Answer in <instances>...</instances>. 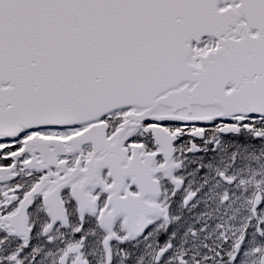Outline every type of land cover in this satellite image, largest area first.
I'll return each instance as SVG.
<instances>
[{
  "label": "snow or ice",
  "instance_id": "1",
  "mask_svg": "<svg viewBox=\"0 0 264 264\" xmlns=\"http://www.w3.org/2000/svg\"><path fill=\"white\" fill-rule=\"evenodd\" d=\"M0 264H264V0H0Z\"/></svg>",
  "mask_w": 264,
  "mask_h": 264
}]
</instances>
